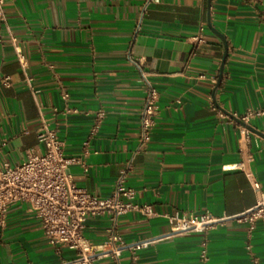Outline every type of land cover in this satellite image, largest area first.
<instances>
[{"label": "crops", "instance_id": "crops-1", "mask_svg": "<svg viewBox=\"0 0 264 264\" xmlns=\"http://www.w3.org/2000/svg\"><path fill=\"white\" fill-rule=\"evenodd\" d=\"M146 2L6 3V19H0V166L40 152L38 132L46 122L65 142V155L82 158L70 167L78 187L105 198L126 176L136 201L158 213L119 220L123 244L150 241L135 264H201L202 235L171 234L164 215L175 212L227 217L207 235L208 264H264L263 222L250 234L239 220L257 205L252 182L264 191V115L241 120L264 112V0H156L143 12ZM213 29L227 41L226 58ZM129 53L154 73L160 94L145 148H139V135L146 93ZM100 110L106 116L83 155ZM110 228L107 216L89 218L84 235L100 245ZM74 257L48 242L28 204L9 207L0 226V264H63ZM95 264L116 262L104 256ZM120 264H133L130 252L122 253Z\"/></svg>", "mask_w": 264, "mask_h": 264}, {"label": "built area", "instance_id": "built-area-1", "mask_svg": "<svg viewBox=\"0 0 264 264\" xmlns=\"http://www.w3.org/2000/svg\"><path fill=\"white\" fill-rule=\"evenodd\" d=\"M12 0H0V19L5 20L6 3ZM156 0H147L143 12ZM16 44L17 39L11 37ZM200 40V39H199ZM17 48V47H16ZM129 60L139 68L140 82L145 88V101L140 112L141 127L139 148H145L151 141L152 131L158 115L159 91L152 81L154 73L143 67L142 60H137L129 53ZM25 67V62L21 60ZM27 82L31 78L27 77ZM4 86H10V78L3 80ZM69 98L67 92L63 93ZM264 115V112H250L241 120L247 122L251 117ZM106 112L96 113L87 139L83 142L82 152H90V141L99 131ZM247 134L246 128L242 130ZM38 141L42 147L40 152L29 151L24 162L11 166H0V226H5L10 206L18 203L28 204L30 210L39 218L43 234L51 245L64 246L73 251L75 257L63 264H95L104 256L114 258L120 264L124 251L131 254L133 264L137 262L138 253L147 248L150 241L125 245L119 239L118 223L122 216L139 213L144 217H154L158 213L148 203L136 201V191L126 185V176L118 181L110 196L102 198L78 187L73 179L70 167L83 163L80 157L65 155V142L59 138L56 129L43 122L38 132ZM252 188L257 192V205L239 218L248 224L251 234L259 221L264 224V191L261 184L254 180ZM107 216L111 223L109 235L100 245L90 243L84 235L85 223L89 218ZM171 224V234L199 233L202 235L200 261L209 263L208 233L215 229L227 217H215L212 214L201 215L173 214L164 215Z\"/></svg>", "mask_w": 264, "mask_h": 264}, {"label": "water", "instance_id": "water-1", "mask_svg": "<svg viewBox=\"0 0 264 264\" xmlns=\"http://www.w3.org/2000/svg\"><path fill=\"white\" fill-rule=\"evenodd\" d=\"M208 4H209V5L211 4V0H208ZM213 31H214L215 34H217V35L222 39V41H223V43H224L225 51H226V53H225V58H226L227 53H228L227 41H226L225 37L223 36V34L217 32V31L214 30V29H213ZM224 65H225V60L223 61L222 65H221V70H220L219 79H218L217 85H216V87H215V89H214V98H215V94H216V92H217V90H218V88H219V86H220L221 79H222V77H223ZM238 121H240V120L238 119ZM245 126H246V125H245ZM247 128L250 129L249 126H247Z\"/></svg>", "mask_w": 264, "mask_h": 264}]
</instances>
